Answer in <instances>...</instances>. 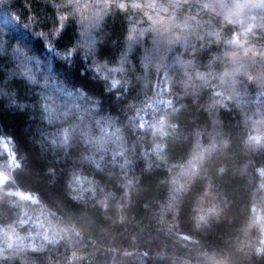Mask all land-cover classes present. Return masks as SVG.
<instances>
[{"label":"trees","instance_id":"obj_1","mask_svg":"<svg viewBox=\"0 0 264 264\" xmlns=\"http://www.w3.org/2000/svg\"><path fill=\"white\" fill-rule=\"evenodd\" d=\"M96 13L91 35L109 59L133 25L148 31L130 61L153 28L171 25L186 43L168 54L170 79L153 74L146 90L163 99L139 115L127 107L144 99L136 76L117 96L77 71L86 96L71 111L83 114L82 126L95 135L96 120L110 117L120 128L103 147L78 132L53 149L33 110L7 107L0 94V165L6 138L22 161L9 186L39 201L13 204L0 190V264H264V0H0V89L18 85L28 99L14 78L17 49L67 69L55 50L79 41ZM72 63L84 67L79 54Z\"/></svg>","mask_w":264,"mask_h":264},{"label":"snow or ice","instance_id":"obj_2","mask_svg":"<svg viewBox=\"0 0 264 264\" xmlns=\"http://www.w3.org/2000/svg\"><path fill=\"white\" fill-rule=\"evenodd\" d=\"M107 6V5H106ZM138 7L139 5H133ZM119 7L124 9L126 4L124 2L119 3ZM101 14L96 13L95 18L91 20L88 24H85L82 37L78 41V46L85 51H91L96 45V39L91 35V29L98 25L101 19ZM163 19V18H161ZM170 21H174V17L169 18ZM157 21H153L156 24ZM62 27V25H61ZM175 27L180 29H186L188 27L187 23L176 24ZM58 31V30H57ZM147 29L140 28L137 29L133 25L130 31L127 33L126 45L122 49L118 60L112 64H97L95 65V70L102 74L103 79L107 83V90L116 91L118 89L127 90L132 83V79L129 78L126 73L128 71V65L130 63L129 53L133 46L143 41L146 36ZM154 35L152 39V44L147 47L141 58V71L137 73L136 80L142 82L144 90V99L141 100L139 97H133L129 102L127 107L134 110L136 115L142 111L144 107H147L158 100H162V92L157 91L151 97L147 96L146 90L149 85L153 83V74H159L162 70L164 72L165 81L169 80L167 68H168V54L178 42L186 43V35L183 31H175L171 25H166L163 29L157 30L152 29ZM216 35L215 33H213ZM217 39L219 36L217 35ZM238 39L233 36V39L229 43H237ZM49 47L52 48L53 45L49 41ZM57 55L69 58L72 54V50H55ZM16 54L22 59V68L24 76L32 81L39 82L44 85L45 91L41 94L45 98V103L43 104L44 110L47 113L49 121H56L67 117L72 108L79 109V101L86 96L83 89H68L65 88L60 82L55 80H49L47 76L43 79H38V73L40 69L37 68L34 71V65L30 58H25V52L23 49H17ZM226 55L235 56V53H226ZM175 62L187 65L190 61H184L180 57L175 58ZM39 64V61H36ZM197 76L201 79L205 77V73L197 72ZM157 88H160L161 82L157 80ZM189 81L184 82V86H188ZM164 87L170 90L171 85L165 83ZM49 92L51 94H49ZM0 94H4V90L0 89ZM117 96L120 95L119 91H116ZM56 97L62 98V103L64 105V110L61 111L55 102ZM9 103L19 104L20 107H24L22 102H19L14 96L9 97ZM95 107V105H93ZM84 120L83 114H80L79 119L74 121L69 127H65L60 131L44 132V136L47 144L53 149L56 148H67L70 145L73 134L79 132V134L86 140V142L96 144L103 147L106 140L113 136H118L120 132L119 127H113L114 121L112 118H101L96 120V127L98 128V134H93L92 128L88 124L82 126L81 122ZM22 166V161L13 154L4 165H0V190H3L8 197H13L15 199L11 200V203L15 204L17 200L31 201L32 203H38V197L31 192H25L16 186H9V184L14 182V176L12 174L13 170ZM51 172L52 169H49ZM24 221H21L23 223ZM11 247V245H9ZM261 251V249H257Z\"/></svg>","mask_w":264,"mask_h":264},{"label":"clouds","instance_id":"obj_3","mask_svg":"<svg viewBox=\"0 0 264 264\" xmlns=\"http://www.w3.org/2000/svg\"><path fill=\"white\" fill-rule=\"evenodd\" d=\"M152 39L153 37L148 38V42L150 45L152 44ZM147 47L148 45H145L143 50H145ZM66 50H72L71 56L67 59L57 55L56 52L54 55H55V59L61 61H68V68L65 69L63 67H58L56 70H53L51 65L48 64L47 66L42 67V62L38 56L30 55L26 50H24V52H25V58H30L31 61L33 62L34 71L37 68L40 69V72L38 73V79H43L44 76H47L49 80H55L57 82H60L63 86L67 85L73 89H84L83 83H79V84L76 83V75L78 71V75L80 77H83L87 72L90 73L91 81L98 82L100 84V88L102 92L109 91L107 90V83L103 79L102 74L96 72L95 65L115 63L118 60L120 53L112 54V58L109 59L108 53H102L101 49L97 46V43L93 50L85 51L84 49L78 46V41L74 42ZM77 54H79L80 57L82 58L84 67H79L78 70L74 71L73 69L75 68V65H73L72 61L73 58L77 56ZM36 61H39V64H36ZM140 71H141L140 59L138 61L132 60L128 65V71L126 75L132 79V77L136 76L137 73H139ZM12 78L13 77H8V79H12ZM14 78L18 81L23 82L26 88L25 94L27 95L28 99L23 100L19 98L21 89L18 85L14 84L12 85L9 91L4 93L6 97V106L19 107L21 110H23L26 106L30 107L33 110V112L36 114L34 117L35 124L40 130L41 135L44 132H53V131L58 132L65 127H69L74 121H77L79 119L80 116L79 113H74L71 111V113L65 118L56 121H49L47 117V113L43 107V104L45 103V98L41 94L43 91H45L44 85L39 82H32L24 76L23 68H22V59L15 65ZM49 94L51 93L49 92ZM10 96H14L19 102H22L24 104V107H20L19 104L9 103ZM55 102L57 107L61 111H63L64 105L62 103V98L56 97ZM77 134L78 132L73 134L74 138Z\"/></svg>","mask_w":264,"mask_h":264},{"label":"rangeland","instance_id":"obj_4","mask_svg":"<svg viewBox=\"0 0 264 264\" xmlns=\"http://www.w3.org/2000/svg\"><path fill=\"white\" fill-rule=\"evenodd\" d=\"M2 140H4L3 141V146H4V149L8 153L9 158H10L14 154V152H13L12 148L10 147V145H8L7 142H5L6 138H3Z\"/></svg>","mask_w":264,"mask_h":264}]
</instances>
